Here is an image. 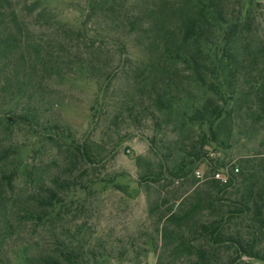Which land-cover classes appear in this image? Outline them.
Wrapping results in <instances>:
<instances>
[{"label":"trees","instance_id":"1","mask_svg":"<svg viewBox=\"0 0 264 264\" xmlns=\"http://www.w3.org/2000/svg\"><path fill=\"white\" fill-rule=\"evenodd\" d=\"M125 2L84 0L83 13L88 19L99 14L126 28L125 35L146 56L133 86L141 101L143 95L147 97L151 115L158 119L154 129L172 135L159 145L155 135L150 138L155 162L141 175L142 181L150 183L147 190L154 187L158 199L163 188H176L167 209L159 211L166 199L149 202L150 214L159 211L155 223L162 240L173 245L172 254L187 264H235L242 257L264 264V152L232 165L237 171L220 178L215 175L224 164L208 161L211 178L204 177L194 187L199 182L197 167L207 160L205 148L230 141L237 118L245 116L240 119L250 131L264 132V26L257 4L251 0H143L142 9L128 17L123 12ZM28 18L37 27L55 29L57 45H67L74 37L87 38L86 21L78 28L70 27L42 0H0V91L8 100L21 95L35 67L43 66L41 38L34 35ZM25 119L13 116L12 125L3 129ZM48 140L63 154V171L52 174L47 185L38 179L18 190L16 183L29 174V168L18 159L13 145L0 146V230L5 231L0 232L1 242L12 235L7 223L1 226L9 211L3 198L6 191L12 197L17 191L16 196L26 197L24 207L16 212L20 223L53 226L62 210H69L65 198L71 187L80 188L74 174L78 165L98 163L85 141L57 133L48 135ZM260 145L264 147V134ZM52 233L53 249L32 257L23 254L24 264H88L75 246L79 232H67L63 240Z\"/></svg>","mask_w":264,"mask_h":264},{"label":"rangeland","instance_id":"2","mask_svg":"<svg viewBox=\"0 0 264 264\" xmlns=\"http://www.w3.org/2000/svg\"><path fill=\"white\" fill-rule=\"evenodd\" d=\"M251 1L257 4L255 10L264 26V0ZM142 3L126 0L123 12L129 17L142 9ZM42 4L70 27L78 28L86 21L87 38L74 37L67 45H57L55 29L37 27L27 19L34 35L41 38L43 66L35 67L31 83L22 86L21 95L8 100L0 91V146L13 145L18 159L29 168V174L16 183L17 190L38 179L47 185L52 174L63 171V154L51 147L50 134L85 141L98 156V163L78 165L74 174L80 188L71 187L65 198L69 210L64 208L53 226L20 223L16 212L24 207L26 197L16 196L19 191L13 197L4 191L9 211L1 226L7 223L12 235L0 241V264H24L23 254L32 257L52 250V232L58 240L67 232H79L75 246L88 264H187L186 259L172 254L173 245L164 243L155 223V215L173 204L176 188H163L158 199L154 187L148 191L149 182L141 179L155 162L150 138L155 135L159 145L161 139L169 140L172 135L154 129L158 119L151 115L147 97L143 95L141 101L134 89L135 72L140 73L146 59L140 45L125 35L126 28L121 25L116 27L117 23L99 14L85 17L84 0H42ZM17 115H24L25 123L4 130ZM240 118L230 141L207 145V160L197 167L199 182L194 187L211 178L208 161L224 164L217 170L224 177L235 173L232 165L264 152L260 145L263 130L250 131ZM164 199L167 202L160 210L150 214L149 202ZM235 264L260 263L242 257Z\"/></svg>","mask_w":264,"mask_h":264},{"label":"built area","instance_id":"3","mask_svg":"<svg viewBox=\"0 0 264 264\" xmlns=\"http://www.w3.org/2000/svg\"><path fill=\"white\" fill-rule=\"evenodd\" d=\"M235 171H237V169H235ZM216 176H217L218 178H220L219 174H216ZM223 180H224V179H223Z\"/></svg>","mask_w":264,"mask_h":264}]
</instances>
